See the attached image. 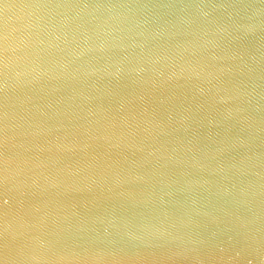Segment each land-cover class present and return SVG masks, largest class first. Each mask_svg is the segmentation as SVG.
<instances>
[{"label": "water", "instance_id": "1", "mask_svg": "<svg viewBox=\"0 0 264 264\" xmlns=\"http://www.w3.org/2000/svg\"><path fill=\"white\" fill-rule=\"evenodd\" d=\"M0 264H264V0H0Z\"/></svg>", "mask_w": 264, "mask_h": 264}]
</instances>
